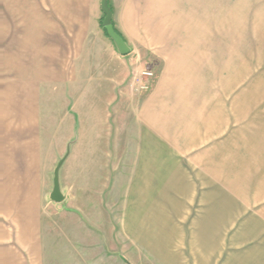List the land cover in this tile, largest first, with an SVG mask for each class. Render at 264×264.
Instances as JSON below:
<instances>
[{
    "label": "crops",
    "instance_id": "1",
    "mask_svg": "<svg viewBox=\"0 0 264 264\" xmlns=\"http://www.w3.org/2000/svg\"><path fill=\"white\" fill-rule=\"evenodd\" d=\"M12 1L16 13L3 16L24 24H5L0 38V264H88L80 246L95 241V220L109 209L121 220L128 202L153 224L154 210L197 203L200 264H264V206L239 216L249 189L240 191L237 126L185 67L203 45L190 34L206 32L192 24L200 0H108L126 44L162 61L138 99L128 56L101 27L102 0ZM61 161L65 202L54 204ZM64 204L69 224L58 223Z\"/></svg>",
    "mask_w": 264,
    "mask_h": 264
},
{
    "label": "rangeland",
    "instance_id": "2",
    "mask_svg": "<svg viewBox=\"0 0 264 264\" xmlns=\"http://www.w3.org/2000/svg\"><path fill=\"white\" fill-rule=\"evenodd\" d=\"M195 2H200L202 7L200 10H193L194 1H191L192 24L206 26V32L190 34L192 44L203 42V45L190 48V54H187L185 62L186 71L199 75L201 79L199 83L203 85L207 96H213L215 104L222 106L223 111L226 112L228 126H237L240 191L245 190L246 187L249 189V201L241 198L239 201V207L247 205L248 208L245 210L240 208L239 216L262 213L264 206V0ZM12 3V0H0V38L5 24L14 23L18 28L21 27V23L24 24L19 21V17L15 16L14 21L10 22L9 18L3 16L4 11L9 12L10 15L16 13L12 12V9L18 7L12 6ZM104 19L103 12L100 23L103 29H105ZM16 35L21 36L20 33ZM106 35L119 52L115 42L108 33ZM129 46L130 53L126 56H128L127 66L130 77L128 76L126 88L129 97L138 99L144 94L139 95L131 90L132 77L145 69H151L155 74L151 83L153 86L163 65L153 51H141L139 46L134 48L133 43ZM62 165L63 161L53 170L51 193L59 166L60 182ZM132 205L128 202L125 217L123 213L120 215L121 220H118L117 209H109L108 214L111 219L95 220V241H85L83 246H80L90 254L88 264H174L173 254L181 256V264L183 262L188 264V260L189 264H200L205 250L199 248V222L195 219L203 213V209L197 203L195 206L193 203L189 209L154 210L153 214L159 213V218L156 219L158 223L154 224L144 220L142 215L136 217L138 211ZM63 207L58 211V223L61 224L60 220H64L69 224L70 209L66 204ZM227 211L226 215L230 214V210ZM51 213H54L53 210ZM63 229L65 233L73 234V231L68 230L69 225L64 226ZM151 235L153 237L155 235V239L149 238ZM173 236L174 240H165ZM144 237H148L149 240H143ZM71 242L73 243V240ZM167 244L169 250L166 249ZM157 245L159 247L156 248ZM82 259L84 264H87L84 257Z\"/></svg>",
    "mask_w": 264,
    "mask_h": 264
},
{
    "label": "water",
    "instance_id": "3",
    "mask_svg": "<svg viewBox=\"0 0 264 264\" xmlns=\"http://www.w3.org/2000/svg\"><path fill=\"white\" fill-rule=\"evenodd\" d=\"M102 9H103V12L105 13V19L103 21V25H104L105 30L108 33V36L115 42L119 52L123 56L129 55L130 48L126 44L123 37L119 35L114 28L113 13L111 9L109 8L108 0H102ZM59 167L57 168V171L55 173L54 189L50 196L51 201L55 203H61L64 201V196L61 192L60 182H59Z\"/></svg>",
    "mask_w": 264,
    "mask_h": 264
},
{
    "label": "built area",
    "instance_id": "4",
    "mask_svg": "<svg viewBox=\"0 0 264 264\" xmlns=\"http://www.w3.org/2000/svg\"><path fill=\"white\" fill-rule=\"evenodd\" d=\"M154 78L155 74L151 69H145L135 74L131 80V90L138 94L149 91Z\"/></svg>",
    "mask_w": 264,
    "mask_h": 264
},
{
    "label": "trees",
    "instance_id": "5",
    "mask_svg": "<svg viewBox=\"0 0 264 264\" xmlns=\"http://www.w3.org/2000/svg\"><path fill=\"white\" fill-rule=\"evenodd\" d=\"M104 31L107 33V31L104 29ZM116 32H117V30H116ZM119 35H121L119 32H117ZM122 36V35H121Z\"/></svg>",
    "mask_w": 264,
    "mask_h": 264
}]
</instances>
